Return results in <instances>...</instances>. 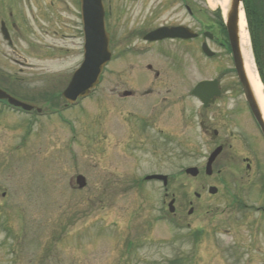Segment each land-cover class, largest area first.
<instances>
[{"label": "rangeland", "instance_id": "rangeland-1", "mask_svg": "<svg viewBox=\"0 0 264 264\" xmlns=\"http://www.w3.org/2000/svg\"><path fill=\"white\" fill-rule=\"evenodd\" d=\"M29 1L31 31L18 38L15 53L0 38V70L28 82L29 95L16 97L42 113L0 105V264H264V214L256 211L264 191L228 160L238 153L225 147L206 176L213 146L204 144L212 141L196 127L178 137L177 147L127 150L126 113L149 111L121 97L122 55L113 57L90 97L65 110L60 94L81 62L80 41L59 40L54 44L70 51L46 56L53 41L44 34L45 9L59 3L73 25L78 0ZM156 1L138 0L148 18ZM194 1L197 8L221 10L219 0L214 7ZM7 9L0 6V18ZM168 16L169 10L162 22ZM49 95L58 98L47 102ZM188 167L199 170L196 178L184 173ZM151 174L167 176L166 190L160 182H126ZM77 175L85 188L78 189ZM208 187L217 193L209 195ZM171 200L174 215L167 210Z\"/></svg>", "mask_w": 264, "mask_h": 264}, {"label": "flooded vegetation", "instance_id": "flooded-vegetation-1", "mask_svg": "<svg viewBox=\"0 0 264 264\" xmlns=\"http://www.w3.org/2000/svg\"><path fill=\"white\" fill-rule=\"evenodd\" d=\"M6 3L8 9L0 18V38L15 53L18 38L31 31L27 14L32 15L33 10L28 9L29 0H0V6ZM102 4L111 60L115 55H122L126 61V91L123 92L126 105H144L149 111L126 113V149L154 151L177 147L178 137L186 136L196 127L202 135L211 138L212 144H204L207 148L213 146L209 152L220 149V156L225 147L237 152L230 154L228 160L235 162L239 170L243 168L244 174H252L259 191H264V136L239 78V44L234 50L222 15L215 10L197 8L194 0H158L151 7L149 18L145 6H138V0H102ZM46 8L44 34L53 43L45 47V55L70 51L54 43L73 37L80 41L82 60L80 14L71 25L66 22L65 11L59 3L54 6L49 2ZM164 9V12L169 10V16L162 22ZM161 28L175 29L174 37L153 35ZM73 30L74 35L70 34ZM10 61L32 70L30 64ZM196 75L199 78L195 80ZM27 84L0 70V89L8 95H29L24 89ZM57 98L49 95L46 101ZM75 106L64 104L63 107L66 110ZM143 180L134 177L126 182L139 184ZM256 211L264 214V204Z\"/></svg>", "mask_w": 264, "mask_h": 264}, {"label": "water", "instance_id": "water-1", "mask_svg": "<svg viewBox=\"0 0 264 264\" xmlns=\"http://www.w3.org/2000/svg\"><path fill=\"white\" fill-rule=\"evenodd\" d=\"M80 11L82 16L83 24V60L81 65L72 75V78L62 93V97L67 103H74L79 98L87 97L90 92L99 83L100 75L110 60V52L108 49V35L105 31L104 26V10L101 4V0H79ZM241 0H230V4L226 12V27L228 29L231 44L233 49H237L238 45V8ZM175 29L172 28H162L158 29L153 33L157 34L159 38L174 37ZM239 54V53H238ZM240 55V54H239ZM242 70V69H241ZM240 80L243 84L244 92L247 101L253 111V114L259 123V126L264 134V120L260 109L253 97L252 91L250 89L249 83L246 79L244 68L240 75ZM126 95V93L124 94ZM0 98L6 99L9 104L22 108L23 110L30 111L31 106L19 102L9 95L5 94L0 90ZM220 149L213 152L206 164L205 173L206 175H211V165L215 158L218 156ZM186 174L195 177L198 172L195 168H190L185 171ZM150 179L162 180L163 185H166V178L162 176H153ZM76 184L78 188L82 189L85 187L86 183L82 176L76 178ZM209 194H215V188H209ZM168 210L170 213L174 212L173 200L168 204ZM191 211L188 212L190 214Z\"/></svg>", "mask_w": 264, "mask_h": 264}, {"label": "bare ground", "instance_id": "bare-ground-1", "mask_svg": "<svg viewBox=\"0 0 264 264\" xmlns=\"http://www.w3.org/2000/svg\"><path fill=\"white\" fill-rule=\"evenodd\" d=\"M207 1L209 2L211 7H214L213 0H207ZM219 5L223 14L225 15L228 6V0H219ZM238 38H239L240 52L244 63V70L248 82L250 84V87L260 107L264 120V96L262 94L263 87L253 65L252 56L249 50V38L246 29V22L244 18V13L241 10V8L238 10Z\"/></svg>", "mask_w": 264, "mask_h": 264}, {"label": "trees", "instance_id": "trees-1", "mask_svg": "<svg viewBox=\"0 0 264 264\" xmlns=\"http://www.w3.org/2000/svg\"><path fill=\"white\" fill-rule=\"evenodd\" d=\"M245 12V17L248 25V31L250 35V40L252 44V49L254 57L256 59V65L260 68V59L264 50V14H263V4L261 0H242ZM260 76L264 82V76L259 69ZM170 264H179V262H171Z\"/></svg>", "mask_w": 264, "mask_h": 264}]
</instances>
